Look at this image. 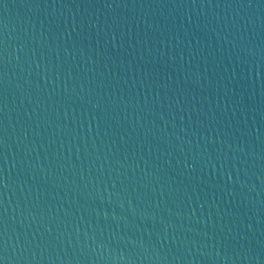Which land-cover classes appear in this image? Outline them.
Segmentation results:
<instances>
[{
    "label": "water",
    "instance_id": "obj_1",
    "mask_svg": "<svg viewBox=\"0 0 264 264\" xmlns=\"http://www.w3.org/2000/svg\"><path fill=\"white\" fill-rule=\"evenodd\" d=\"M0 39L5 264H264V0H5Z\"/></svg>",
    "mask_w": 264,
    "mask_h": 264
},
{
    "label": "snow or ice",
    "instance_id": "obj_2",
    "mask_svg": "<svg viewBox=\"0 0 264 264\" xmlns=\"http://www.w3.org/2000/svg\"><path fill=\"white\" fill-rule=\"evenodd\" d=\"M115 2V0H113ZM105 6H108V0H104ZM5 5V0H0V7ZM112 39H115V35H113ZM6 56V41L0 39V103L4 101V92H3V83H4V68L6 65L4 64V57ZM2 112V109H0ZM3 122L0 121V158L3 157V148H4V140H3ZM211 163V161H209ZM215 165L213 164L212 167ZM228 179L231 180V176L229 174ZM5 177L2 174V170H0V183H4ZM9 257V249H8V240H7V226L6 221L4 220V214L0 213V264H5V260Z\"/></svg>",
    "mask_w": 264,
    "mask_h": 264
}]
</instances>
